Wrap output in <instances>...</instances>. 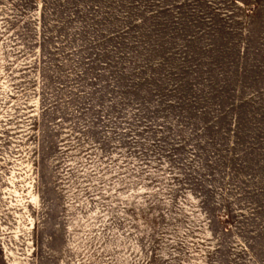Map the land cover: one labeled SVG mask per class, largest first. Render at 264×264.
I'll use <instances>...</instances> for the list:
<instances>
[{
  "label": "rangeland",
  "instance_id": "374dc122",
  "mask_svg": "<svg viewBox=\"0 0 264 264\" xmlns=\"http://www.w3.org/2000/svg\"><path fill=\"white\" fill-rule=\"evenodd\" d=\"M0 264H264V0H0Z\"/></svg>",
  "mask_w": 264,
  "mask_h": 264
}]
</instances>
